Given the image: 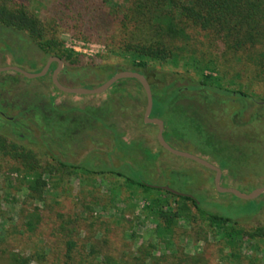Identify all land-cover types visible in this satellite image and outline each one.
<instances>
[{"label": "rangeland", "instance_id": "374dc122", "mask_svg": "<svg viewBox=\"0 0 264 264\" xmlns=\"http://www.w3.org/2000/svg\"><path fill=\"white\" fill-rule=\"evenodd\" d=\"M73 1L57 0L56 11L55 0H19L64 48L83 55L75 64L62 60L59 81L92 88L108 79L116 64L125 68L114 73L130 70L125 59L108 53L112 38L98 43L79 21V11L74 17L62 13ZM97 1L118 21L135 2ZM187 33L190 50H196L187 54L197 57L200 66L214 58L215 70L203 72L219 76L229 92L208 90L214 97L208 101L206 93L190 87L195 69L183 61L152 63L143 70L154 100L150 116L163 121V137L171 147L221 168V186L249 192L264 185V103H259L264 102V72L258 55L228 52L222 39L199 28ZM52 55L24 32L0 28V67L38 72ZM55 66L52 62L51 70ZM178 88L182 96L174 103L158 99ZM41 103L52 112L48 123ZM145 105V92L134 78L120 79L101 94H73L56 88L50 72L27 78L0 71V109L14 116V122L0 116V145L5 140L23 146L35 154L39 168L51 170L42 176L46 186L38 197L27 188L31 176L22 163L0 151V264H13L16 254L33 264H148L153 262L148 252L161 259L159 264H264V192L251 200L218 192L213 170L160 145L157 125L144 121ZM197 126L213 136L205 137ZM214 144L221 150L215 151ZM235 147L243 154L228 159ZM126 177L156 189L169 187L193 197L202 209L228 217L240 230L235 245L226 246L225 231L201 218L190 202L191 215L178 219L172 236L159 235V221L147 208L150 200ZM154 191L151 195L176 205L175 197ZM257 228L262 234L243 233Z\"/></svg>", "mask_w": 264, "mask_h": 264}, {"label": "trees", "instance_id": "16d2710c", "mask_svg": "<svg viewBox=\"0 0 264 264\" xmlns=\"http://www.w3.org/2000/svg\"><path fill=\"white\" fill-rule=\"evenodd\" d=\"M56 1L54 2L55 9L59 11L60 7ZM86 1L87 4H83ZM100 2L97 0H74L73 6L61 9V11L66 15L70 14L71 17H74L79 11L82 15L79 21L83 23L86 31L95 35L94 41L104 44L107 42L106 37L112 38L107 43L108 53L114 57L125 59L130 70L144 74L143 70L151 69L152 63L172 62L177 64L178 61H183V66L192 67L197 75L196 79H192L194 85L190 87L202 94L206 93L204 97L208 101L214 100L208 90H211L212 93L216 91L228 93L229 90L222 86L219 76L203 72L204 69L215 70V63L212 61L214 58H208L209 61L200 66L198 64L200 60L197 57L188 55V52L196 54V50L189 48L187 30L199 28L222 39L228 52L242 53V55H246V58L251 57L255 52L258 55L259 71L260 73L264 72V0H135L126 12L123 11L120 21L116 20L115 14L105 9ZM76 4L79 5L78 8L74 6ZM6 5L10 6L6 7ZM24 7L25 4L19 0L17 2L13 0L9 4L0 2V28L24 32L34 40L41 50L53 54L52 56H58L67 64H75L79 58L83 61V55L64 48L49 30L50 28H47L40 19L34 14H30ZM50 10L52 8H49L48 11ZM53 16H56L57 19L61 18L56 14ZM81 63L80 68L85 70V64ZM124 68L120 64L112 66V73L109 77L117 69ZM182 91L178 88L172 94L164 92L163 96L158 99L174 103L182 96ZM235 93L240 97L246 96L240 91ZM41 98L39 97V100ZM195 123L198 124L196 120H193V124ZM197 130H200L198 126ZM200 131L207 133L205 137L213 136L207 131ZM213 147L215 151L221 150L220 146H215V144ZM0 151L3 155H9L22 163L31 176V179L27 180V188L40 197L46 186L42 176L51 170L47 167L39 168L35 154L14 142L6 143L4 140L0 145ZM237 154L242 155L243 152L235 147L228 151L226 157L234 159ZM60 165L66 166L64 163ZM225 166L229 167V165ZM115 173L123 176L119 171ZM25 177L27 178L28 174ZM126 180L130 185L141 187L146 194L145 197L150 200L147 208L159 221L157 226L159 235L172 236L178 219L191 215V207L188 204L190 202L198 210L201 218L208 221L210 225H216L225 231L226 246L233 248L235 245L236 236L240 230L228 217L202 209L198 201L189 195L175 194L167 189H156L139 178L126 177ZM154 190L175 197L176 205L170 206L165 198L151 195ZM166 205L169 206L168 209H165ZM262 232V228H257L252 233L245 231L243 233L247 237H254ZM147 255L153 261L148 264L160 263L161 259L153 256L151 252H148ZM12 262L13 264H33L29 257L19 254L12 256Z\"/></svg>", "mask_w": 264, "mask_h": 264}, {"label": "water", "instance_id": "95a60500", "mask_svg": "<svg viewBox=\"0 0 264 264\" xmlns=\"http://www.w3.org/2000/svg\"><path fill=\"white\" fill-rule=\"evenodd\" d=\"M55 61L57 63L56 68L53 69L51 74V81L54 84L56 88H58L60 91L66 92V93H73V94H101L108 90L115 82H117L120 79L123 78H134L136 79L140 85L142 86L145 96H146V105L145 110L143 114L144 121L146 123H153L157 125V139L160 145L170 153L185 157L188 159H191L215 172L214 177V185L218 192L220 193H231L237 198L244 199V200H251L259 196L261 193L264 192V185L259 186L257 188L252 189L249 192H243L235 187H223L220 184V179L222 175V170L218 166L214 165L213 163L209 162L208 160L192 154L185 151L177 150L173 147H171L164 139L163 137V129H164V123L160 118L151 117V111L153 108V94L151 90L150 83L148 82L147 78L144 76V74L134 71V70H119L113 75H111L108 79H106L104 82L99 84L98 86L92 87V88H86V87H73V86H66L62 84L58 78V73L63 69V61L58 56H49L47 61L45 62L44 66L41 68L38 72H27L23 69H21L18 66L15 65H9L5 67H0V71H7V70H13L16 71L23 76L27 78H36V77H42L47 74L49 71L51 63ZM264 103V102H259ZM167 190L175 193V194H182L176 190H173L169 187H165Z\"/></svg>", "mask_w": 264, "mask_h": 264}, {"label": "flooded vegetation", "instance_id": "af4514ba", "mask_svg": "<svg viewBox=\"0 0 264 264\" xmlns=\"http://www.w3.org/2000/svg\"><path fill=\"white\" fill-rule=\"evenodd\" d=\"M53 62H55V61H53ZM56 63V62H55ZM52 64V63H51ZM56 66H57V63H56ZM56 66L54 67V68H56ZM53 68V69H54ZM64 68V67H63ZM53 69L51 70V65H50V68H49V71L48 72H50V74H52V71H53ZM51 70V71H50ZM63 70V69H62ZM61 70V71H62ZM60 71V72H61ZM47 72V73H48ZM59 72V73H60ZM58 73V74H59ZM57 78H58V75H57ZM59 80V79H58ZM42 104V114H43V119L45 120V122L46 123H48V121H49V119L51 120V119H53V117L51 116V114H52V112H51V110L49 109H47L44 105H43V103H41ZM0 116H3L4 118H6L8 121H10V122H14V116H6L5 114H4V111H2L1 109H0ZM55 118V117H54ZM20 136H22V134H20Z\"/></svg>", "mask_w": 264, "mask_h": 264}]
</instances>
